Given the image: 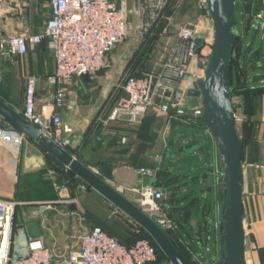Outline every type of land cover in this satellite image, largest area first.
Instances as JSON below:
<instances>
[{
  "label": "crops",
  "instance_id": "obj_1",
  "mask_svg": "<svg viewBox=\"0 0 264 264\" xmlns=\"http://www.w3.org/2000/svg\"><path fill=\"white\" fill-rule=\"evenodd\" d=\"M157 1H159L158 3L162 2V0ZM258 1L253 0V7L258 5ZM125 3L127 7L132 9L133 13L132 19H129L132 32L130 39L139 35L143 38L149 24V18L145 17L144 14L145 0H125ZM198 4L199 1H197V9L200 8ZM201 10L199 18L197 17L192 25L200 28L201 25L198 24H202L203 27L201 26V28L204 30V36L209 38L213 30V21L207 15H202ZM48 17L49 6L47 0L36 2L16 0L0 13V39L21 33H41ZM151 18L155 20L154 22H158L161 17L156 13ZM172 24L177 25L180 23L174 22ZM161 30L162 28L154 35L153 44L134 68V72L138 71L140 74H144L151 71H160L165 60L171 57L170 48L176 40H174V43L170 42L169 35L161 38L163 35ZM259 39L258 37L257 41ZM258 43L256 47H259L260 53L264 55V43L261 45L260 42ZM253 46L252 49H255ZM135 50L136 48L133 47L132 43H121L108 55L106 59L107 67L94 75L73 78L63 83L67 103L70 102L73 108L69 110L64 105L58 111L63 122L84 135L82 147L80 149L70 148L68 149L69 153L74 154L79 161L91 169H98L105 165L111 166V178L106 180L112 187L118 190H128L132 187L140 188L153 184L164 190V187L169 186V183L164 182L165 177L159 179L155 176L154 180L148 184L145 182V176L137 173V168L140 166H149L150 156L147 155L144 160L142 158V161L140 156L133 157L131 155L134 148L140 146L135 142L134 132L141 122L152 119V113L149 112L152 107L147 110L138 123H130L123 116L118 120L111 121L106 127L90 128L95 114V107L104 103L112 85L127 73V65ZM201 51L202 48L199 51V56ZM184 57L185 44L179 42L178 49L172 56L171 62L186 66L187 61ZM198 63L196 65L192 63L191 68L195 66L198 69ZM0 70V83L3 80L2 88H0V98L16 111L21 112L22 110L24 88L28 77H34L36 80L34 95L36 109L39 110L44 105L50 106L54 103L57 89V86L51 81L54 61L44 41L33 49H29L23 56L14 57L12 60L5 56L0 57ZM250 79L251 76L248 79L249 84L255 85V82ZM181 83L183 87L187 88V91L194 88V86H189L187 77H184ZM12 85H19V92L17 88L13 94L10 89ZM156 101H158L156 104L158 106L162 100L156 97L154 103ZM245 120L250 123L246 135L251 138L249 140L246 138L249 142L248 145L246 144L242 158L241 200L244 206V257L245 264H264V94H262L260 101V110L250 112L248 116L245 115ZM242 123L243 121L240 122V124ZM9 127L15 129L0 117V130ZM236 131L239 134L237 124ZM24 142L26 143L25 146ZM215 144V140L212 138L213 150L216 148ZM182 145L195 146L196 143L184 140ZM198 147L191 153H187V155L197 153L200 150ZM11 149L15 150V147H11ZM18 151L20 165L16 198L20 203L14 213L15 245L18 251L23 249V236L40 238L45 246L55 247L62 252H66L70 248L78 247L82 236L81 230L88 231L93 226L99 225L111 230L113 216L108 206L111 204L99 193L93 189L81 191L79 186L83 182L76 176H72L71 183L67 184L68 170L59 165L56 160L55 162L50 160V163L54 166L52 172L42 170V167L48 161L46 153L28 138L24 137ZM167 155L166 149H164L163 155L158 156V167L162 163L161 159ZM109 157L115 158L116 164L107 161ZM161 173L165 175L166 172L163 170ZM46 176L50 179L55 178V192L52 191L49 182L46 184ZM62 184H65L63 188L56 189V186ZM102 200L104 205L101 207L93 206L95 201ZM79 213H82L85 217L83 222L77 218ZM187 213L188 211L185 212V218H187ZM198 216V209H196L193 220L191 217L186 222L189 228L190 226L194 229L201 227ZM197 234L203 240L208 237V235L205 236L201 232V228ZM210 240L209 235V240H205L207 241L205 250L210 247L214 251L213 259L218 256L219 246H217L216 237L214 241L215 248L210 245ZM209 262L211 263V261Z\"/></svg>",
  "mask_w": 264,
  "mask_h": 264
},
{
  "label": "built area",
  "instance_id": "obj_2",
  "mask_svg": "<svg viewBox=\"0 0 264 264\" xmlns=\"http://www.w3.org/2000/svg\"><path fill=\"white\" fill-rule=\"evenodd\" d=\"M15 1L0 0V13ZM167 1L169 0L160 2V9ZM47 2L49 17L42 32L15 34L0 39V57L5 56L12 60L14 57L25 55L29 49H33L43 41L46 43L54 61L51 76L52 83L57 86L54 103L50 106L44 105L37 110L34 98L36 80L34 77H28L20 114L58 147L65 150L80 149L84 142L83 133L63 122L58 111L64 105L69 110L73 108L70 102L67 103L63 83L73 78L94 75L107 67L108 55L129 34L128 8L125 0H47ZM238 3L241 5V0L238 2L234 0L235 7ZM199 6L203 9L205 0H199ZM242 11L245 16L246 13L243 9ZM248 20L250 29L255 25L258 26L256 37L262 38L264 0H259L255 7L252 5ZM196 28L187 24L173 25L169 21L162 28L161 34L169 35L176 40L170 48L171 57L165 60L160 71L147 72L141 76L129 73L123 75L112 85L104 103L95 107V114L90 125L93 128L106 127L111 121L123 116L130 123H138L147 110L155 106L156 97L162 100L158 104V109L170 119L202 118L200 104L191 109L186 107L187 88L181 83L182 79L187 77L189 86L196 88L198 80L204 78L202 71L207 66L209 54L202 56V71L195 66L191 68V64L196 65L201 57V54L199 56L201 47L195 44L194 40L200 39L204 47H210L213 30L209 38L202 39L195 33ZM179 42L185 44L186 66L171 62ZM234 119L235 123L243 121V117L237 113H234ZM23 139L24 135L11 127L0 130V264H150L155 261L156 249L149 239L140 237L126 245L108 235L100 226H93L88 231L81 230L82 236L78 247L70 248L66 252L55 247L49 248L40 238L28 236H23V249L18 251L15 245L14 213L20 203L16 198L20 165L18 150ZM11 147H15V150ZM71 155L76 158L74 154ZM92 170L98 172V169ZM157 170L158 168L150 169L141 166L137 169V173L155 178ZM64 186L65 184L58 185L56 189ZM79 187L81 191L87 190V185L84 183ZM118 191L129 198L160 229L176 230V224L170 218L164 203L163 190L152 184ZM115 211L118 210L115 209ZM77 218L82 222L85 220L82 213H79ZM126 219L136 226L129 218L126 217ZM218 226L219 221L215 228ZM208 239L207 237L206 240ZM196 244L198 250H193L187 244V248L192 249L194 261L197 264H207L206 242L197 238ZM217 257L219 260V256ZM202 258L204 260L201 262Z\"/></svg>",
  "mask_w": 264,
  "mask_h": 264
},
{
  "label": "water",
  "instance_id": "obj_3",
  "mask_svg": "<svg viewBox=\"0 0 264 264\" xmlns=\"http://www.w3.org/2000/svg\"><path fill=\"white\" fill-rule=\"evenodd\" d=\"M241 7L249 14L252 0H241ZM201 13L209 15L213 21V38L210 47H204L200 39L194 40L195 44L202 48L198 63L199 71L203 69L202 56L209 54V59L202 71L204 78L198 80L196 88L186 92V107L191 109L198 104L201 105L203 124L215 140L217 152L222 156L226 166L227 206L220 211L218 226L220 258L217 264H245L244 206L241 200L243 145L237 137L234 119L235 110L240 109L241 105L233 104L229 97V62L235 39L233 29L236 26L234 0H205V7ZM257 32L258 26L255 25L251 28V39L245 48L247 53L252 49ZM0 117L133 221L152 239L170 264H187L164 231L107 182L106 179L111 178L110 166H101L98 172H94L67 150L58 147L42 135L22 117L20 112L1 98ZM196 148L193 145H182L179 147L180 156L191 153ZM182 151L188 152L181 154ZM173 163L166 156L160 167L168 172L173 168ZM172 172L176 173V170ZM207 175L204 173L203 178H207ZM211 190L212 185L208 183L206 191ZM213 254L214 251L210 247L206 248L207 260H211Z\"/></svg>",
  "mask_w": 264,
  "mask_h": 264
},
{
  "label": "rangeland",
  "instance_id": "obj_4",
  "mask_svg": "<svg viewBox=\"0 0 264 264\" xmlns=\"http://www.w3.org/2000/svg\"><path fill=\"white\" fill-rule=\"evenodd\" d=\"M197 1L199 0H172L168 3V8H165V4L163 10L159 8V12L157 13L161 18H159L160 21L158 23V27L156 28H163L167 23H169V21L171 23L176 22L180 24L190 23L188 25L193 26L192 24H194V21L197 17L199 18V12L201 10L200 8L197 9ZM148 2L149 6L146 10H149V13L151 14L149 16H152V14L155 13L157 4L153 0H148ZM236 2H238V0H236ZM127 8L129 34L122 43L129 42L132 43L133 47L138 48L139 46L143 45L145 38H142L138 34L139 36L130 39V37L132 36V32L130 29L131 26L129 24V19H132L133 13L131 8ZM207 16L210 17L209 15ZM235 17L236 26L233 29V33L241 37L240 39L244 41V44H246L247 46L250 41V32L247 33L244 29L245 18L243 15L242 7L239 3L235 7ZM198 25H201L203 27L202 24ZM201 26L200 28H196L195 33L199 37L202 36V38L205 39L203 33L204 30L201 28ZM165 35L166 34H163L161 38H163ZM260 37L261 36H259V38ZM257 39L258 37L256 38V40H254L255 43L253 48H255V50L259 49V47H256L259 44L258 42H260V45L264 43V34H262V38H260L258 41ZM174 40L175 38L171 37L170 42L174 43ZM153 41L154 38H152L150 43L145 46L146 52L153 44ZM261 56L262 60H259L258 63L255 64L258 70H253L250 73V76L256 75L257 77V80L254 83L255 85L252 84V86L251 83L249 84L248 82L251 88L260 89L255 93H250L247 97V99L252 97V106L248 105L247 99L241 101L240 96L234 95L232 97V101L234 103L236 102L240 104L244 102L245 104L242 110H235V113L237 112L238 115H241V117H243V120L245 118L244 109L246 112H256L260 110V101L262 98V94H264V55L261 54ZM239 60H241V58ZM247 68H249V65L247 66ZM136 73L137 72H135L134 74ZM2 82L0 83V88H2ZM17 88L19 92V85L11 86L10 89L13 94L16 92ZM157 103L158 101H156L155 106H153L152 109L149 110V112L152 113V119L141 122L136 128V131L134 132L136 139L135 142L140 146H136L131 155L133 157L140 156L141 160L142 158L143 160L146 159L147 155L150 156L149 158L151 159L148 162L149 166L146 167L150 169H157L160 168L158 167V156H161V154L163 155V150L166 149V153L168 154L167 156L170 157V159L174 162L173 168L165 173L166 176L161 172H158L159 170H157V176L159 177V179L165 177L164 182L169 183V186L164 187L165 189L163 190L165 193L164 203L166 204V206L168 205V214L176 224V230H168L164 231V233L167 235L172 244L175 245L179 253H181L185 257H188L189 260L194 264H197L194 261L195 259H193L192 249L198 250L196 241L197 238H200V236H198L197 234L199 232V229L201 228V232L205 236L208 235V238L210 235L211 240L209 242L212 247L215 248V237L216 243L218 242L219 230L215 227L217 221H219L221 209L227 206V199H224L222 197L224 188L226 190L227 187L226 166L224 164L222 156H220V154L217 152V149L215 148L213 150L212 137L210 136V134H208L209 131L204 126L202 118L192 117L189 118V120H186L187 117L170 119L169 116L160 112L158 106L156 105ZM236 124L239 130V134H241L242 124H240V122H237L235 123V127ZM246 138L249 140V138L251 137L249 135L245 136L244 133L242 158L244 155L246 144L248 145L249 142L248 140H246ZM184 140H187V142L191 141L196 143L194 147L196 148L199 146L200 150L194 155L183 154L188 151H182L181 154L183 155L180 156L179 146L184 144ZM23 144L25 146L26 143L24 142ZM164 159L165 157L161 159V162H164ZM42 168V170L48 172L53 170L54 166L48 159V161ZM173 170H176V173L172 172ZM204 173L208 174L207 178H203ZM45 178L47 182L46 184H48L49 182L52 191L55 192V178L50 179L47 176ZM145 178V182H147L148 184H150L154 180L152 177ZM208 183L212 185V190L210 192L206 191ZM87 190L90 191L92 189ZM33 194L35 195L36 193ZM102 205H104L103 200L95 201L93 206L101 207ZM108 206L111 209L110 212L113 216V222L111 223L112 228L110 231L124 238L138 233L137 230L140 229L139 227H137V225L135 226L134 224L129 223L125 215L121 212L115 211V208L113 206ZM196 209H198V217L201 221V227H196L194 229L190 226L189 228L186 222L191 219V217L193 220V214ZM186 211H188V215L187 218H184L182 215L185 214ZM203 218L205 219L204 222ZM206 239L207 238L204 239V242H207L205 241ZM186 243L192 249L190 247L187 248ZM217 246H219V242L217 243ZM203 260L204 259L202 258L200 261L202 262ZM209 261H211V263ZM218 261V257L216 256L215 258L208 260L207 264H217ZM157 264L170 263L167 259L160 257Z\"/></svg>",
  "mask_w": 264,
  "mask_h": 264
},
{
  "label": "trees",
  "instance_id": "obj_5",
  "mask_svg": "<svg viewBox=\"0 0 264 264\" xmlns=\"http://www.w3.org/2000/svg\"><path fill=\"white\" fill-rule=\"evenodd\" d=\"M153 1H155L157 6H156V9H155V13L152 14V16L155 15L156 13H158L159 12V8H160L158 6V5H160L158 3L159 1H157V0H153ZM171 1L172 0L167 1L165 8H168V5H169L168 3L171 2ZM162 2H164V0H162ZM145 6L146 7H145V10H144V14H145V17L149 18V24H148V27H147V30H146V34L144 36L145 41L143 42V45H141L138 48H136L132 58L129 60V63L127 65L128 66L127 73L132 72V73H129V74H132V75H135V76H141L142 75L138 71H137L136 74H134L135 73L134 72V70H135L134 68L143 59V57H144V55L146 53V47L145 46H147V44L150 43L151 39L155 37L154 35L159 30V28H156V27H158V23H159L160 19H159L158 22H154L155 20H152V18H151L152 16H149V15H151L149 13V10H146L148 8V6H149L148 0H145ZM163 8H162V10H163ZM145 11H147V12H145ZM244 18H245L244 19V21H245L244 22V29H245V31L247 33L251 32V29H250V26H249L248 14H246L244 16ZM155 23H157V24H155ZM240 38L241 37H239L238 35H235V39H234V43H233V50H232V54H231V58H230V62H229V97H230L231 101H232V97L234 95L235 96H240L241 97V101H244V100L247 99V97H248V95L250 93H255L258 90H260L259 88L258 89L257 88H251L249 86V84H248V79L250 78L251 71L258 70L256 68L257 66L255 64H257L259 60H262V56L260 54L259 49H257V50L251 49V51L249 53H247L246 50H245L246 44H244V41H242ZM240 58H241V60H239ZM248 65H249V68H247ZM250 80L252 82H256V80H257L256 75L251 76ZM247 100H248V105L252 106V97L248 98ZM233 104H239V103H236V102L234 103L233 102ZM240 105H241V107H240V109H238L239 111L244 108L245 104L243 102V103H240ZM244 113L247 116L250 114V112H246L245 109H244ZM249 127H250V123H248V120H245V121L243 120L241 135L238 134V132L236 131L237 137L242 142L243 146H244L243 136H244V133L246 135V133L249 131V130H247V129H249ZM90 128L94 129L91 125H90ZM90 128H89V130H90ZM67 151L70 152L69 150H67ZM46 156H47V158L49 160H52V161L55 162V160L50 155L46 154ZM107 161H109L111 164H116V159L115 158L109 157L107 159ZM58 164L61 165L60 163H58ZM107 166H109V165H107ZM158 170H159L158 172H162L163 171V169L161 167L158 168ZM72 176H75V175L68 170L67 179H66V183L67 184L71 183ZM157 177L158 176L156 174V178ZM87 189H89L88 186H87ZM223 192L224 193H223L222 197L224 199H227L226 194H225V188H224ZM182 216L185 218V214H183ZM99 226L108 235H111V236L117 238L120 242H122V243H124L126 245L131 244L135 239L140 238V237L149 239L151 241V243L153 244V246L155 247V249H156V259H155L154 262H152L150 264H157V262L160 259V257L166 259V257L158 249V247L152 241V239L141 228H139L140 230H139L138 233L133 234L130 237L124 238V237H121L119 235L114 234L112 231L108 230L106 227H104L102 225H99ZM181 256L183 257V259L185 260V262L187 264H194L192 261L189 260L188 257H185L182 254H181Z\"/></svg>",
  "mask_w": 264,
  "mask_h": 264
}]
</instances>
